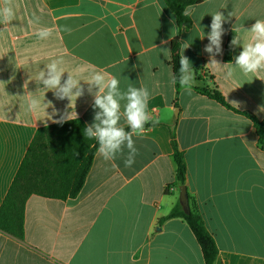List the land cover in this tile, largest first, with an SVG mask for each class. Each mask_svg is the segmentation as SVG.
Here are the masks:
<instances>
[{
    "label": "crops",
    "instance_id": "obj_1",
    "mask_svg": "<svg viewBox=\"0 0 264 264\" xmlns=\"http://www.w3.org/2000/svg\"><path fill=\"white\" fill-rule=\"evenodd\" d=\"M13 3L15 19L0 24V208L39 128L57 124L53 120L65 112L68 120L93 123V97L83 81L85 94L72 105L48 91L51 106L25 110L27 95L38 88L36 74L53 58L62 57L66 70L82 79L103 70L120 80L122 91L129 84L147 87L148 109L159 123L133 137L138 154L130 168L124 165L127 149L111 161L96 152L77 197L31 195L23 238L0 229V264H205L187 222H161L180 197L173 127L185 154L188 193L217 245L215 264H264V149L247 116L195 90L217 88L232 107L264 118V71L244 76L236 69L224 79L242 51L232 48L231 61L225 60L232 28L264 20V0H202L189 7L192 26L182 29L164 0ZM217 11L228 19L222 54L215 56L221 66H212L203 51L207 36H200L210 31ZM34 16L39 23L30 22ZM40 28L53 35L39 40ZM179 34L180 54L195 71L191 95L172 82L171 41ZM183 43L190 44L184 51ZM37 95L43 101V90Z\"/></svg>",
    "mask_w": 264,
    "mask_h": 264
},
{
    "label": "clouds",
    "instance_id": "obj_2",
    "mask_svg": "<svg viewBox=\"0 0 264 264\" xmlns=\"http://www.w3.org/2000/svg\"><path fill=\"white\" fill-rule=\"evenodd\" d=\"M191 9H185L184 16H190ZM229 17L232 13L228 14ZM16 17V9L13 0H0V24H10ZM210 31L205 34L204 31L200 38L204 39L205 35L209 43L205 45L203 51L210 56L208 65L221 66L216 61L215 56L222 54V37L225 33L223 27L228 17L220 11L211 14ZM39 17L34 16L30 22L39 23ZM64 32L71 33V28L63 26ZM232 31L235 33L230 41V48L242 47V51L234 57V65L227 68L224 73V79L229 80L235 75L236 69L244 76L264 71V20L257 19L250 29L241 25L234 26ZM39 40H47L53 35L50 28H40L36 33ZM167 44V41H162ZM190 46L188 43L181 45L183 51ZM163 52L170 51L161 49ZM179 75L173 74L172 82L179 80L180 87L184 92L191 95L195 80V71L189 58L183 52L180 54ZM65 61L62 57L53 58L49 63L44 65L38 71L35 81L38 85L35 93L29 92L25 100V110L35 113L42 108L46 110L51 106V101L45 103V93L51 91L58 100L67 99L70 103L85 94L83 81L87 85V92L93 97L92 107L94 109L93 123L88 124L83 129V135L86 139L94 140L97 146V154L105 161L115 160L118 155H123L127 149V157L124 159V165L130 168L135 163V157L138 150L135 147V137H139L145 131L148 124H158L159 120L152 117L148 109V101L151 93L147 87H136L129 84L126 90H121L120 80L116 76H111L103 70L90 73L87 78H80L79 75L72 71L66 70ZM226 64V65H228ZM67 78L64 79V74ZM42 85V87H39ZM27 89V82L24 85ZM38 90H43V101L37 95ZM260 111H264L261 108ZM56 110L54 109V114ZM69 113L65 112L59 119L53 120L54 123L62 124L69 118ZM51 119V116H50ZM123 119L127 126L121 124Z\"/></svg>",
    "mask_w": 264,
    "mask_h": 264
},
{
    "label": "trees",
    "instance_id": "obj_3",
    "mask_svg": "<svg viewBox=\"0 0 264 264\" xmlns=\"http://www.w3.org/2000/svg\"><path fill=\"white\" fill-rule=\"evenodd\" d=\"M176 16L180 29L192 26L191 16L183 12L202 0H164ZM226 45L225 60L231 61L232 48L230 41ZM171 65L174 75H179L180 69V34L171 41ZM177 88H181L179 80ZM205 95L234 112L247 116L253 123L259 144L264 149V118L260 119L248 111L232 107L217 88H196ZM177 107V104H176ZM156 125V124H155ZM148 124L145 128L155 126ZM86 124L81 119H72L62 124H54L39 128L31 142L27 154L17 172V175L0 208V229L18 238H23L25 232V206L33 194L58 199L75 198L81 191L86 177L91 169L97 152L96 142L86 139L83 129ZM127 130V127H125ZM171 146L176 165V184L186 185L187 163L184 152L179 148L175 127L171 130ZM191 212L185 213L180 202L170 213L161 219L165 222L172 218H182L193 231L199 242L205 264H215L218 249L214 237L208 231L202 216L189 195Z\"/></svg>",
    "mask_w": 264,
    "mask_h": 264
},
{
    "label": "water",
    "instance_id": "obj_4",
    "mask_svg": "<svg viewBox=\"0 0 264 264\" xmlns=\"http://www.w3.org/2000/svg\"><path fill=\"white\" fill-rule=\"evenodd\" d=\"M177 112H178L177 109H175L176 116L178 115ZM179 202H180L185 213L188 214L191 212L189 193H188V188L186 185L180 186Z\"/></svg>",
    "mask_w": 264,
    "mask_h": 264
}]
</instances>
